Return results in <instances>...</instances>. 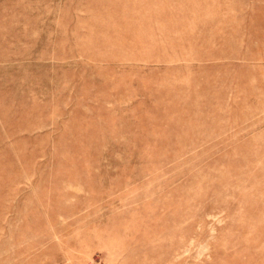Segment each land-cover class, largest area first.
Here are the masks:
<instances>
[{"label":"rangeland","instance_id":"1","mask_svg":"<svg viewBox=\"0 0 264 264\" xmlns=\"http://www.w3.org/2000/svg\"><path fill=\"white\" fill-rule=\"evenodd\" d=\"M0 264H264V0H0Z\"/></svg>","mask_w":264,"mask_h":264}]
</instances>
